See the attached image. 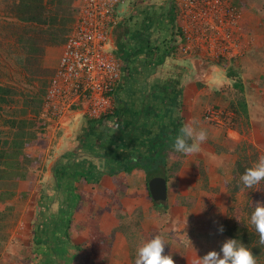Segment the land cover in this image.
Returning <instances> with one entry per match:
<instances>
[{"label":"crops","instance_id":"0c3cea01","mask_svg":"<svg viewBox=\"0 0 264 264\" xmlns=\"http://www.w3.org/2000/svg\"><path fill=\"white\" fill-rule=\"evenodd\" d=\"M136 2L137 0H131L123 17L116 15L120 23L127 22L125 28L129 31L128 37L131 36V31L134 32L136 21L142 19L146 12H153L155 5L163 6L164 11L160 13H164V16L160 20L168 25L169 19L166 15L172 7L171 0H147L141 3L146 4L142 8ZM243 4L247 8L242 12V27L247 32H253L254 43L248 46L247 56L239 61L241 71L245 70L240 74V78L245 90L247 115L241 110L238 101L235 104L230 102L231 114L241 121L237 128L222 121L220 124L207 123L203 118L204 110H209L211 106L226 104L227 99L222 103V100L218 98L220 97L216 93L218 89L223 86L235 89L234 80L228 76L226 69H221L218 65L202 67V62L195 56L181 57L180 51L175 47L166 56L163 64L157 67L154 74L146 79L148 87L145 85V89L141 92L139 90L134 96L142 99L145 93L143 98L145 105H152L160 110V107L164 106L159 100L164 90L162 87L171 80L181 90L178 99L182 122L195 120L200 127L207 129L208 139L201 144L200 151L185 158V163L191 167L184 165L177 177L180 178L181 183L186 182L184 186L186 192L182 190L181 197L189 196L192 201L198 199L203 193L209 196V193L217 192L221 186L220 178L221 182H224V174L228 171L221 161L226 159L235 163L237 159L235 149L242 141L241 123H246L257 138L258 135H264V84L261 86L264 81V57H259L264 55V31L261 25L264 23V13L261 10L264 4L261 0H243ZM180 24L181 21L176 18V25ZM167 29L165 27L163 31L166 38L170 35ZM111 46L116 55L118 50L116 29L112 33ZM167 48L169 49L168 44ZM251 68L259 74L255 73L252 76L247 72ZM201 71H204V74H201ZM125 85L123 73L116 91L117 106L124 103L119 101L120 98L128 99ZM1 114L4 119L0 121V264L22 263L24 256L31 257L30 264H37V244L34 246L33 238L35 237L34 226L38 220V212L41 210L39 200L42 192L55 196L54 167L61 157L78 147L77 136L87 127L89 119L77 110H72L58 128L53 120L44 118L41 112L39 115L27 116H21L15 112L12 114L1 112ZM12 119H16L18 124L22 120L26 123L20 130L18 124L13 126L9 123ZM83 119L87 120L83 121ZM18 134H22V137H18ZM133 142L131 140L130 144ZM12 150L16 151L14 157L8 155ZM96 152H98L96 156H99V150ZM112 153L110 150L106 153L105 148L101 149V154L105 155L99 158L98 164L102 168L105 166L107 168L104 169L106 172L99 182L90 183L85 178H80L75 185L81 201L74 212L70 229L71 248L68 257L69 260L73 259L71 264H135L137 247L155 235L164 237L165 254L172 255L174 264H183L184 251L187 249L190 255L193 249L188 248L189 245L185 248L182 242L187 237L181 231L190 230L191 232L188 233L191 236L190 234L195 231L193 229L198 230L200 227L198 222H181L180 217L183 214L196 213L198 206L194 209L182 206L183 204L171 207L177 208L176 212L173 210V214L178 215V219L172 223L161 220L158 210L162 206L156 207V211L153 212L143 211L139 203L136 205L135 199L136 196L145 198L147 195L150 196L144 169L138 166L129 172L111 175L108 167H113L116 162ZM177 155L172 149L169 151L167 164L163 170L169 171L170 165L177 160ZM202 162H205L208 167V188L200 181L201 177L197 175L198 168H195ZM188 170L193 172L194 176L191 179L181 176ZM170 181L176 183L174 178L168 179V189ZM187 182L193 183L190 186ZM49 184L51 188L44 189ZM222 188L224 190L225 187ZM213 195L223 196V194ZM147 208L150 209L149 206ZM138 213L142 214V218L145 213H153L151 216L160 221L151 224L145 221L137 225L134 219ZM122 216L126 217V221H122ZM146 219H149L148 216ZM191 239L192 237L186 240L190 244L193 241L197 242ZM46 247L51 248L49 244ZM47 259H50L53 264L55 261L64 264L66 257L62 259L50 252Z\"/></svg>","mask_w":264,"mask_h":264},{"label":"trees","instance_id":"16d2710c","mask_svg":"<svg viewBox=\"0 0 264 264\" xmlns=\"http://www.w3.org/2000/svg\"><path fill=\"white\" fill-rule=\"evenodd\" d=\"M14 2L19 10L18 18L22 22L46 26L47 30L63 29L65 24L63 13L66 4L64 0H14ZM163 16L164 13L156 11L146 12L142 19L136 21L134 32L131 31L130 37H128L129 31L125 28L127 22H121L115 28L118 44L116 55L123 62L125 91L128 99H119L124 103L119 105L120 107L117 106L113 117L89 119L87 127L79 137L78 147L67 152L57 161L54 167L55 196L42 192L39 202L41 210L35 230L37 264H53L50 259H47L50 254L47 244L49 246L53 244L58 249L53 252L54 256H60L62 259L70 251L73 215L81 201L75 185L79 178H85L90 183L100 181L107 168V166L102 168L98 164L99 158L105 155L101 154V149L105 148L106 153L107 150L112 151L115 157L114 166L108 167L111 175L129 172L141 166L148 182L155 176H164L169 179L167 170H163V167L167 164L172 140L182 123L178 99L180 87L171 80L163 85L164 90L159 100L164 106L162 105L160 110L152 105H145L143 100L145 93L142 92V99L134 97L139 90L141 92L145 89V85L148 87L146 79L154 74L157 67L163 64L166 56L174 48L172 44L176 28L174 7L172 6L166 15L169 19L168 25L160 20ZM70 21L73 20L70 19ZM165 27L170 33L167 38L163 32ZM62 33L66 35V30ZM167 44L169 49H166ZM25 47L28 49L26 50L28 63H31L33 58H40L45 51V47L40 46L39 39L34 37L27 38ZM228 76L234 80V87L240 92L238 105L247 115L242 79L234 69H229ZM2 90L0 88V92ZM1 100L5 101L0 97ZM9 123L13 126L18 124L16 119L9 120ZM25 123L23 120L19 121L20 130ZM19 136L22 137V134H18ZM131 140L134 141L132 144H130ZM97 150H99V156H96ZM15 154L16 151L12 150L8 155L14 157ZM235 166L233 172L239 176L245 169L251 167L242 159H238ZM238 188L235 186L233 190L236 191ZM162 204L154 202L156 207L163 206ZM55 209L56 213L51 212ZM225 232L229 238L240 239L252 251L256 260L264 256V244L260 243L255 230L248 227L238 229L230 227ZM68 256L64 259V264L72 263L73 259L69 260ZM55 264L61 263L55 261Z\"/></svg>","mask_w":264,"mask_h":264},{"label":"rangeland","instance_id":"374dc122","mask_svg":"<svg viewBox=\"0 0 264 264\" xmlns=\"http://www.w3.org/2000/svg\"><path fill=\"white\" fill-rule=\"evenodd\" d=\"M64 1L66 2L64 6L65 11L63 13V18L65 19L63 22L65 23L63 24L64 27L60 31H53L49 29L47 30L46 26L37 25L36 23L22 22L18 18L19 10L14 0H0V88L3 89L2 92H0V97L4 98L5 100L0 101V121L4 119L1 112H9V114L15 112L21 116H27L29 114L39 115L40 112L42 113L43 100L47 92L49 82L59 64V59L62 54L63 46L65 44L67 36L70 34L75 25L77 10L79 6V0ZM146 1L147 0H137L138 5H140L141 8L143 7V5H146L141 3ZM233 1L242 10V12L247 8L244 6L243 0ZM261 1H263L264 4V0ZM130 2L131 0H126L124 4L118 7L116 11V15L118 17L124 16L126 10L130 6ZM162 7L163 6L155 5L153 11H164L162 10ZM261 10L264 13V5ZM70 19H72L73 21H70ZM261 25L264 31V23H261ZM63 30H66V35L62 33ZM252 33L253 32H247L245 28L242 27V52L236 58H213L201 55H197L195 56V58L199 59L202 62V67L206 68L209 66L211 67L218 65L221 69H226V73L229 71V69H234L238 72L239 76H241L240 74L245 70L241 71V65H239V61L242 57L247 56L248 46L254 43V38H252L254 34ZM28 37L38 38L40 46L45 47V51L42 55H40V58H33V60H31V63H28V61L26 60V50L28 49L25 47V43ZM109 47L112 49L111 41L109 42ZM177 50L180 51L179 49ZM180 55L181 57L188 56L181 51ZM259 57L262 58L264 57V55L262 54ZM247 72L251 73L252 76L255 73L259 74V72L253 70V68L248 69ZM201 74H204V71H201ZM262 84H264V81L261 83V86ZM5 90L9 92H6ZM216 93L220 96L218 98L222 100V103L223 100L225 101V99H227V101H225L226 104L211 106L209 109L223 112L222 122L228 123L229 125H234V128H237L238 123H240L241 121H239L236 116L234 117L231 114L232 104H230V102L235 104V102L238 101V99L241 97L240 92L230 87L223 86L218 89ZM207 111L208 109L203 111L204 120L207 123L220 124L217 122H210L206 120L205 115ZM84 120L86 121L87 119H83V121ZM240 126V129L242 130V141L235 149V153L237 155L236 161L238 159H242L244 163H249L251 166H253L254 163L257 162L259 157L264 156V135H258L257 138L256 135L253 134L252 129H250V127H248L246 123H241ZM82 133L83 130L77 136L78 141ZM177 156V160H174L175 164L173 163V165H170L169 171H167L166 173L169 179L174 178L176 183L170 181L168 200L166 202H163L162 208H160V210L158 211H160V217L162 221L172 223L178 219V215L173 214V210H175L176 212L177 208L174 209L171 207L181 206L183 204L182 206H189L190 209H194L196 208V206H198V211L196 213L183 214L180 217L181 222H198V226L200 227L198 230L193 229V231H195L190 234L191 236H189V233L191 232L190 230L187 231V229H184L183 231H181V233L185 234L187 238L192 237V241L194 239L197 241H193L190 244L189 242H187V238H185L182 242L185 245V248L186 245H189L188 248L190 247L191 249H193V253H191L190 255L188 254L187 249L184 251L183 257L185 258V261L183 264H192V261L196 258V256L202 257L204 254L211 250L219 251L221 244L227 238H229L225 232L226 229L230 227H234L236 229L248 227L249 229L256 231L255 227L250 223V215L254 210L255 204L257 202L264 203V180H262L253 188L241 190V186L238 183L240 176L236 174V172H233V169L236 168V161L234 163V161L230 162L229 160L225 159L224 161H221L228 171L224 174V184L221 182L220 178L219 185L221 186H219L217 192L209 193V196L205 195L206 193H203L199 195L198 199L192 201V198L189 196H185V198L181 197L180 194L182 190L186 192V189L184 188L186 182L181 183L180 178H177L179 177L180 169L184 165L191 167V165L185 163V158L188 157V155L178 154ZM195 168H198V170H196L197 175L201 177L200 181H202V184L206 188H208L209 172L207 171L208 167L205 165V162H202L200 166H196ZM192 173L193 172L191 170H188L184 174H181V176H187V178L191 179L194 176ZM79 179L77 181H79ZM187 183L191 186V183L193 182ZM235 186L239 187L236 191L233 190ZM222 187H225L224 190ZM50 188V184L44 187V189ZM213 194H223V196L216 197ZM135 200L137 201L136 205H138L139 203L140 208L143 211H156V206L154 205V201L150 196L147 195L146 198L142 196H136ZM148 206L150 207V209L147 208ZM56 211L57 210L55 209L53 212L56 213ZM152 214L153 213H145V216H143L142 218V214L138 213L135 216L134 223H137L138 225L140 224V222L145 223V221L150 224L158 220L160 221V219L158 218L154 219V217H152ZM147 216L149 219H146ZM122 221H126L125 216H122ZM214 221L216 223H214ZM218 224H222L224 226L225 230L222 234L217 231ZM209 225L211 226L209 227ZM36 229L37 225L35 223L34 234ZM256 234L257 236H259V233L257 231ZM33 240L35 246V237L33 238ZM51 246L52 248H48V251H50L51 253H53L55 250L58 251V249L55 248L53 244H51ZM43 248L45 250V246ZM29 252L30 251H28V253ZM67 255H70V251L67 252ZM30 259V256H24L23 262L18 264H30ZM256 264H264V256L257 259Z\"/></svg>","mask_w":264,"mask_h":264},{"label":"built area","instance_id":"2783aa9c","mask_svg":"<svg viewBox=\"0 0 264 264\" xmlns=\"http://www.w3.org/2000/svg\"><path fill=\"white\" fill-rule=\"evenodd\" d=\"M126 0H79L75 25L67 36L43 100L42 116L59 128L72 110L88 119L113 117L123 62L109 47L119 24L116 11ZM180 25L173 46L191 56L238 57L242 10L233 0H171ZM223 112L205 119L220 123Z\"/></svg>","mask_w":264,"mask_h":264},{"label":"clouds","instance_id":"9594fccd","mask_svg":"<svg viewBox=\"0 0 264 264\" xmlns=\"http://www.w3.org/2000/svg\"><path fill=\"white\" fill-rule=\"evenodd\" d=\"M208 139V131L195 120L182 122L174 136L171 148L175 153L191 155L200 151L201 144ZM264 180V156L258 158L253 166L245 169L239 177L241 190L250 189ZM214 223H216L214 221ZM250 223L259 233L260 243L264 244V203L257 202L250 215ZM218 224L217 231L224 232ZM166 242L162 235H155L143 241L136 249L135 264H174L172 255L165 254ZM192 264H256L252 251L240 239L227 238L219 251L211 250L196 256Z\"/></svg>","mask_w":264,"mask_h":264},{"label":"water","instance_id":"95a60500","mask_svg":"<svg viewBox=\"0 0 264 264\" xmlns=\"http://www.w3.org/2000/svg\"><path fill=\"white\" fill-rule=\"evenodd\" d=\"M151 198L154 202H166L168 200V182L164 176H155L148 182Z\"/></svg>","mask_w":264,"mask_h":264},{"label":"flooded vegetation","instance_id":"af4514ba","mask_svg":"<svg viewBox=\"0 0 264 264\" xmlns=\"http://www.w3.org/2000/svg\"><path fill=\"white\" fill-rule=\"evenodd\" d=\"M166 178V177H165ZM167 179V178H166ZM167 182H168V179H167ZM168 192H169V189H168ZM163 202H159V204L161 205ZM54 210H52L51 212H53ZM54 213V212H53Z\"/></svg>","mask_w":264,"mask_h":264}]
</instances>
